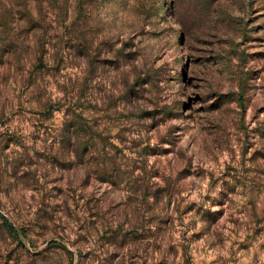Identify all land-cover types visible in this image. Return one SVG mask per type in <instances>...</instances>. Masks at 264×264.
I'll return each instance as SVG.
<instances>
[{
  "label": "rangeland",
  "instance_id": "374dc122",
  "mask_svg": "<svg viewBox=\"0 0 264 264\" xmlns=\"http://www.w3.org/2000/svg\"><path fill=\"white\" fill-rule=\"evenodd\" d=\"M0 264H264V0H0Z\"/></svg>",
  "mask_w": 264,
  "mask_h": 264
}]
</instances>
